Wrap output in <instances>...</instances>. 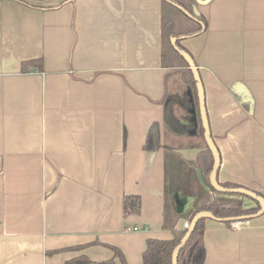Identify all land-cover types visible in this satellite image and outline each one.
Returning <instances> with one entry per match:
<instances>
[{
    "label": "crops",
    "instance_id": "0c3cea01",
    "mask_svg": "<svg viewBox=\"0 0 264 264\" xmlns=\"http://www.w3.org/2000/svg\"><path fill=\"white\" fill-rule=\"evenodd\" d=\"M176 48L202 83L218 182L264 199V0H0V264H99L105 245L143 264L147 239L172 238L169 224L184 229L211 199L256 207L204 181L194 77ZM131 196L139 211L124 213ZM249 219L206 218L204 264H264V210Z\"/></svg>",
    "mask_w": 264,
    "mask_h": 264
},
{
    "label": "trees",
    "instance_id": "16d2710c",
    "mask_svg": "<svg viewBox=\"0 0 264 264\" xmlns=\"http://www.w3.org/2000/svg\"><path fill=\"white\" fill-rule=\"evenodd\" d=\"M171 22H164L163 25V34L164 38L168 40V38L173 34ZM200 29V28H199ZM197 30V29H196ZM195 30V31H196ZM191 76V75H190ZM191 82L194 86V91L196 94V87H195V80L191 76ZM197 100V99H196ZM169 121L172 124H178L181 118L185 115V111L181 105H177L174 109H171L167 114ZM175 121V122H174ZM202 131V130H201ZM160 147V129L158 122H152L148 128L145 142L143 148L146 150H156ZM206 154L208 158L206 163L204 164L202 170V176L206 184L213 189V187L209 183V172L212 166V155L209 149L206 150ZM201 155L198 156V160H200ZM224 187H234L233 185L229 184H221ZM219 193V192H217ZM230 195L236 196H243L241 194L235 193H227ZM245 197V196H243ZM256 207H247L245 203L240 199H211L206 204H203L195 212L200 210H208L211 211L213 215L220 218H228V217H236L241 215H248L254 213L258 208V202H256ZM124 213H129L131 211L138 212L140 207V199L137 196L125 197L124 198ZM194 212V213H195ZM204 220L199 219L188 240L186 243L181 247L178 256H177V264H204V247H203V234H204ZM167 223V222H165ZM172 230V238L167 240H160L155 238L147 239L145 249L142 252V262L143 264H171V255L173 248L179 243L180 239L183 237L187 229H174L173 225L169 224ZM89 244H97V242H91ZM86 244V245H89ZM86 245L70 247L69 249H79L83 248ZM109 247L113 251V257L100 262L99 264H116L115 258L119 260L121 264H127L122 252L115 246L112 245H105ZM64 249H56L50 251L51 254L59 252ZM89 259L86 256H78L74 257L67 261V264H87Z\"/></svg>",
    "mask_w": 264,
    "mask_h": 264
},
{
    "label": "water",
    "instance_id": "95a60500",
    "mask_svg": "<svg viewBox=\"0 0 264 264\" xmlns=\"http://www.w3.org/2000/svg\"><path fill=\"white\" fill-rule=\"evenodd\" d=\"M197 1L199 3H206L208 0H197ZM177 50H178L179 54L187 62L189 67L191 68V71L193 73V77L195 80L196 93H197L198 102H199L200 117H201V122H202L203 130H204L203 136H204V139L206 141L207 147L211 152L212 159H213L211 170H210L209 176H208L210 185L213 187V189L215 191L220 192V193H235V194H241L243 196L252 198L259 203L260 208L254 215H242V216L228 217V218L216 217L215 215L212 214L211 211H208V210H200V211L196 212L191 219V223H190L189 228L186 230L185 234L180 239L179 243L173 248L172 255H171V264H177L178 253H179L181 247L186 243V241L190 237L191 232H192L196 222L199 219L211 218V219L218 220V221L230 222V221L237 219V218H248V219L252 218V217L260 214L264 210V199L261 196L257 195L256 193H254L253 191H250L248 189L241 188V187H224L218 182L217 171H218V167L220 164V158H219L218 150H217V148H216V146H215V144H214V142L210 136V131H209L208 122H207V118H206V114H205V108H204V94H203L202 83L200 81L198 71L195 68L194 61L192 60L191 56L184 50H180V49H177ZM235 90L238 93L244 95L246 97V100H250V98L248 97V92L244 89V87L242 85L237 84L235 86Z\"/></svg>",
    "mask_w": 264,
    "mask_h": 264
},
{
    "label": "built area",
    "instance_id": "2783aa9c",
    "mask_svg": "<svg viewBox=\"0 0 264 264\" xmlns=\"http://www.w3.org/2000/svg\"><path fill=\"white\" fill-rule=\"evenodd\" d=\"M249 223H250V219H248V218H237V219H234V220L229 222L230 226L232 228H236V229H238L244 225H248ZM189 226H190L189 222L185 221L183 224V228L188 229Z\"/></svg>",
    "mask_w": 264,
    "mask_h": 264
},
{
    "label": "rangeland",
    "instance_id": "374dc122",
    "mask_svg": "<svg viewBox=\"0 0 264 264\" xmlns=\"http://www.w3.org/2000/svg\"><path fill=\"white\" fill-rule=\"evenodd\" d=\"M167 42V41H166ZM197 101V100H196ZM197 107H198V101H197Z\"/></svg>",
    "mask_w": 264,
    "mask_h": 264
}]
</instances>
